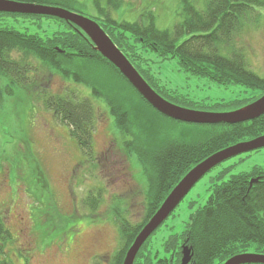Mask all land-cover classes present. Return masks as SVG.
<instances>
[{
  "label": "rangeland",
  "instance_id": "1",
  "mask_svg": "<svg viewBox=\"0 0 264 264\" xmlns=\"http://www.w3.org/2000/svg\"><path fill=\"white\" fill-rule=\"evenodd\" d=\"M27 1L43 3L34 4L42 6L55 2ZM78 1L82 7L70 10L95 22L103 18L97 15L94 1L100 4L103 16L107 14L117 22L134 23L151 13L157 29L172 30L181 20L177 0H116L117 11L108 9L106 0ZM190 1L195 9L204 8V0ZM251 8L241 22L234 43L237 50H243L250 68L264 77V0H252ZM102 24L110 27L105 22ZM0 29L36 35L43 40L66 31L58 21L22 15L1 17ZM145 59L155 64L153 71H158L160 79L170 82L173 88L196 102L229 104L260 95L241 86L220 87L205 79L189 77L178 72L173 63H166L157 70L155 55L147 54ZM92 68L96 73L89 76L97 79L90 81L81 76L83 83L64 79L52 69L36 72L29 81L32 85L26 87L29 89L14 88L7 79L0 78L3 98L0 167L5 168L7 175L0 177V215L15 241L13 245L8 244L12 251L9 260L13 264H23L22 253L16 256L14 249L26 251L30 264H112L114 254L122 247L114 218L122 215L131 226L145 218L144 192L146 195L147 174L149 177V169L153 168L152 148L161 142L182 140L184 136L196 138L199 134L191 127L163 122L151 111L144 110L108 67L102 71L105 76L100 74L99 68ZM6 89L12 90V95H7ZM92 91L103 99L94 98ZM43 93L90 99L95 113L91 158L81 155L68 127L44 107L39 99ZM106 101L131 118L132 131L127 136L129 142L134 140V148L129 149L131 155L114 127ZM229 109H210L208 113L223 114ZM253 168L264 169V149L237 156L211 170L151 237L149 245L148 241L144 244L140 249L142 254L139 253L133 264H148L147 259H156L152 262L156 264L170 254L167 250L174 245L181 250L180 238L174 240L172 246L165 245L170 238L180 235L191 214L205 205L212 186ZM87 199L95 201L94 211L85 207ZM152 250L158 252L157 256L152 255ZM246 254H254L253 249ZM163 262L168 264L167 259Z\"/></svg>",
  "mask_w": 264,
  "mask_h": 264
},
{
  "label": "trees",
  "instance_id": "2",
  "mask_svg": "<svg viewBox=\"0 0 264 264\" xmlns=\"http://www.w3.org/2000/svg\"><path fill=\"white\" fill-rule=\"evenodd\" d=\"M17 1L43 4L27 0ZM94 2L97 15L103 18L96 20L98 25L149 87L167 102L199 112L208 113V110L218 108H230L229 112H232L264 95V77L250 68L243 50H237L234 43L243 18L252 10V0H204L202 10L195 9L190 0H177L181 20L172 30L157 29L151 13L134 23L113 21L107 14L103 16L100 4ZM106 2L108 9L117 11L119 8L116 0ZM46 5L81 15L70 10L76 6L82 7L78 0H55L54 3ZM3 16L16 17L0 14V18ZM32 17L58 21L65 26L66 31L43 40L36 35L0 29V78L7 79L12 87L29 89L26 87L32 85L29 81L33 73L52 70L74 83H83L81 76L85 80L95 81L97 77L89 76L90 73H96L91 71L92 67L99 68L100 74L105 76L102 71H105L106 66L130 89L144 110L151 111L163 122L199 131L196 138L184 136L182 140L177 138L173 139L174 142H161L152 148L153 168L149 169V177L147 174L146 195L144 192V197L147 198L145 218L136 226H131L122 215L116 214L117 219L114 218L122 247L114 254L112 264H122L125 250L187 172L217 152L264 136V115L237 125L205 126L175 122L154 111L110 63L92 50L89 40L81 32H76L73 27L56 18ZM103 21L110 27H105ZM147 54L155 55L158 59L157 70L166 63H173L178 72L189 77L205 79L220 87L241 86L250 91H258L260 95L229 104L207 105L193 101L173 88L170 82L159 78L158 71H153L155 64L143 60ZM6 90L7 95H12V90ZM92 95L94 98L103 99L95 91H92ZM1 96L0 87V106L3 102ZM40 96L44 107L59 123L68 127L69 135L77 144L81 155L91 158L95 113L90 99H78L68 95L51 96L47 93ZM107 103L114 127L120 132L122 143L124 142V147L131 155L129 149L134 148V140H127L132 131L131 118L126 112H121L116 106ZM139 163L143 165L141 161ZM84 205L91 211L96 208L93 200L87 199ZM2 218L3 215H0V264H13L9 260L12 252L9 246L15 241L6 220ZM178 236L171 239L180 238L182 243L187 242L193 253L191 264H224L235 256L246 254L249 249H253L254 254L264 255V169L253 168L248 173L230 177L221 185L212 186L205 205L191 214ZM150 240L151 238L148 245ZM149 251L151 248L148 247L147 252L150 253ZM13 253L16 256L22 253L23 264H30L26 251L14 249ZM157 253L152 250V255L157 256ZM154 260L156 259H147V263L152 264ZM161 263L164 264L161 260L156 264Z\"/></svg>",
  "mask_w": 264,
  "mask_h": 264
},
{
  "label": "water",
  "instance_id": "3",
  "mask_svg": "<svg viewBox=\"0 0 264 264\" xmlns=\"http://www.w3.org/2000/svg\"><path fill=\"white\" fill-rule=\"evenodd\" d=\"M0 14L45 16L64 21L73 27L76 32H81L89 40L92 50L110 63L154 111L175 122L205 126L220 124L237 125L256 120L264 115V95L241 109L223 114L189 110L167 102L149 87L95 21L70 12L69 10L60 7L0 0ZM261 149H264V136L217 152L192 168L172 189L158 210L138 233L126 252L122 264L134 263L138 252L145 242L167 220L191 189L207 173L232 158ZM191 259V249L183 247L181 264H190ZM224 264H264V256L257 254H242L227 260Z\"/></svg>",
  "mask_w": 264,
  "mask_h": 264
},
{
  "label": "flooded vegetation",
  "instance_id": "4",
  "mask_svg": "<svg viewBox=\"0 0 264 264\" xmlns=\"http://www.w3.org/2000/svg\"><path fill=\"white\" fill-rule=\"evenodd\" d=\"M3 171H5V168L3 169L2 167H0V177L3 176V178L7 177L6 175V171H5V175L3 173ZM1 208V207H0ZM2 209V208H1ZM5 212V211H4ZM180 236V235H179ZM178 236V237H179ZM173 241L171 238L168 240V245H165V246H172L173 245ZM167 250V249H165ZM169 251L170 254H168L167 256L164 255V259L162 261H165L167 259V262L168 264H176L178 259H179V251H178V248L174 245L172 246L170 249L167 250V252ZM162 264V263H161Z\"/></svg>",
  "mask_w": 264,
  "mask_h": 264
}]
</instances>
